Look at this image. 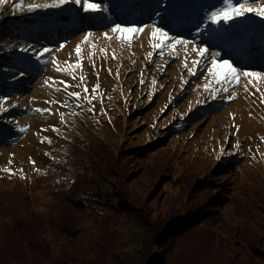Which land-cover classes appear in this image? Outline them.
Listing matches in <instances>:
<instances>
[{"label": "rangeland", "instance_id": "rangeland-1", "mask_svg": "<svg viewBox=\"0 0 264 264\" xmlns=\"http://www.w3.org/2000/svg\"><path fill=\"white\" fill-rule=\"evenodd\" d=\"M19 2L0 3L2 67L17 64L15 70L21 74L12 78L27 87L13 95L0 89V109H7L0 110V187L12 189L21 183L29 189L30 181L34 188L39 183L40 189L29 198L33 208L37 197V202L50 199L46 186L77 183V194L96 208L99 219L113 214L122 192L131 191L133 199H150L147 208L161 219L171 206L194 208L193 212L206 209L224 190L235 195V206L226 208L236 209L213 218L209 213L205 222L190 229L194 245L168 254L167 264H203L226 255L257 259L264 250V81L242 78L225 85L226 92L204 71L211 54L200 58L192 49L207 47L237 67L264 71V18L249 13L213 25L206 17L221 6L220 0H94L106 11L87 13L73 3L26 11L15 7ZM52 2L24 0V5ZM65 9L69 20L61 16ZM116 24L148 27L129 44L103 36H112ZM152 24L190 43L164 49L160 55L151 46ZM88 32L93 36L83 44ZM78 44L83 49L82 68L75 70L73 79L57 72L52 61L61 68L65 62L75 63ZM44 47L53 52L37 59ZM193 60H200L195 75L189 73ZM28 61L34 63L33 73L26 69ZM212 88L217 90L215 97ZM73 91L81 93L79 99L68 95ZM16 129L15 139L7 143V132ZM141 149L147 154L144 158L136 154ZM219 162L227 165L217 169ZM12 206L0 201L1 222ZM95 224L92 220L90 226ZM141 232L125 238L131 251L139 248L135 241ZM176 240L180 246L185 236ZM161 248L151 245L150 252L161 253Z\"/></svg>", "mask_w": 264, "mask_h": 264}, {"label": "trees", "instance_id": "trees-1", "mask_svg": "<svg viewBox=\"0 0 264 264\" xmlns=\"http://www.w3.org/2000/svg\"><path fill=\"white\" fill-rule=\"evenodd\" d=\"M9 62L11 63L10 60ZM3 64L0 53V89L13 95L19 89L27 88L18 84L17 78H12V74H21L15 70L18 65L11 68L2 67ZM26 65L28 71H36V68L31 67L34 66L32 61H28ZM17 130L7 132V138H10L7 143L15 139L12 134ZM165 135L167 137L168 134ZM5 137L4 135L1 141ZM138 151V156L146 157L144 149ZM157 161L148 162L147 165ZM225 165L227 163L219 162L217 169H222ZM31 183L30 181L27 185L29 189H24L25 186L21 183H17L12 189L0 187V201L15 204L11 208L12 213H7L9 216L0 221V264H167L168 254L175 255L178 249L183 251L194 245L190 229L205 222L209 213L213 218L215 213L236 209L226 208L235 206V195L224 194L225 191L221 190L216 198L211 199L214 204L206 209L193 212L194 208H183L185 210L182 211V208L171 206L158 219L159 216H153L151 209L147 208L150 199H133L131 191H128L120 194V205L112 215L99 219L96 208L77 194V183L69 186H46L45 189L50 188V199L37 202V197L31 208L29 198H33V192L40 189L39 183L35 188ZM204 188L211 189L207 184ZM224 189L227 191L229 188L224 186ZM39 202L43 204L39 205ZM218 206L223 208H217ZM92 220L96 224L91 227ZM126 225L131 226L123 230ZM140 231L142 232L135 241L140 246L136 247L137 251H131L124 240ZM87 233L88 238L85 237ZM184 236L185 243L177 246L176 239ZM151 245L162 246L161 253H151ZM260 253L257 259L243 260L226 255L219 260L206 259L203 264H264V250Z\"/></svg>", "mask_w": 264, "mask_h": 264}, {"label": "snow or ice", "instance_id": "snow-or-ice-1", "mask_svg": "<svg viewBox=\"0 0 264 264\" xmlns=\"http://www.w3.org/2000/svg\"><path fill=\"white\" fill-rule=\"evenodd\" d=\"M5 0H0V3H4ZM221 6L215 7L214 10L210 11L207 14L206 19L213 25H219L222 21L227 23L229 21H234L237 18L245 17L247 14L252 13L258 17L264 18V3L253 5L252 0H220ZM73 3L75 5L81 6L82 11L84 12H100L106 11V9H102L99 3L94 2V0H53L52 3H30L27 4L26 7L24 5V0H20L19 3L15 4L17 9L26 10V11H33L36 9H47V8H59L65 4ZM148 27V25L136 26L135 24L124 26L121 24H116L114 27L111 28L112 36H109L107 32L103 34V36L109 40L111 39H120L121 42H131L139 36L140 33L144 31V28ZM151 37L153 41H155L151 46L155 50H160L159 54L163 55L164 49H175L176 46H187L190 41L186 40L182 37L175 36L169 33V31L165 30L164 28L157 26L156 24L151 25ZM131 34V35H129ZM93 36L91 32H88L84 35L83 44H89L90 38ZM65 47L64 44L59 45L60 49ZM96 45L94 43L91 44V49H95ZM103 51V49H101ZM24 51H28V49H24ZM192 51L198 52L200 58L205 57L208 54H211V60L208 66L204 69L206 73L211 74L214 83L220 84L223 87L224 91H228V88L225 85L229 84H238L242 78L248 79L249 83H252L253 80L259 82L264 81V71H253V70H246L241 67H237L233 64L231 60L222 59L220 58L219 53H210V50L207 47H202L198 49H192ZM53 52V49L44 47L42 50H39L37 59L43 57L45 54H50ZM75 53L78 57L75 63L65 62L66 67L61 68L60 64L55 61L53 58V63L56 65L57 72H66L69 76H72L75 79L74 72L77 69L82 68V60H83V49L81 45H77L75 48ZM152 53H149L151 56ZM200 63V60H193V68L189 69V73L191 75H195V69L197 65ZM187 67V63L185 64ZM111 72V69H109ZM207 79V77H206ZM80 80H84V76H80ZM61 83L65 84V88L71 87V85L67 84L65 81H61ZM153 84H155V80H153ZM247 88V86H245ZM99 88V84H97L93 88V93ZM259 91V89H257ZM83 91L85 93L88 92L87 87H84ZM211 95L215 97L217 90L212 88ZM70 97H74L79 99L81 96L80 92L73 91L68 93ZM264 95V94H262ZM86 99H94L93 97H85ZM229 99H232L233 96L230 93L228 96ZM2 111H7V109H0ZM40 111H50L49 109H43ZM60 118L64 120V113H60ZM58 131V129H55ZM51 143V141H48ZM223 151V150H222Z\"/></svg>", "mask_w": 264, "mask_h": 264}, {"label": "water", "instance_id": "water-1", "mask_svg": "<svg viewBox=\"0 0 264 264\" xmlns=\"http://www.w3.org/2000/svg\"><path fill=\"white\" fill-rule=\"evenodd\" d=\"M68 9H65L61 12V16L63 17V19L65 20H69V17L66 15L67 14Z\"/></svg>", "mask_w": 264, "mask_h": 264}, {"label": "bare ground", "instance_id": "bare-ground-1", "mask_svg": "<svg viewBox=\"0 0 264 264\" xmlns=\"http://www.w3.org/2000/svg\"><path fill=\"white\" fill-rule=\"evenodd\" d=\"M74 24H75V23L73 22L72 25H71V24H70V25L67 24L66 26H73ZM198 31H200V30H198ZM195 34H196V33H194V35H195Z\"/></svg>", "mask_w": 264, "mask_h": 264}]
</instances>
